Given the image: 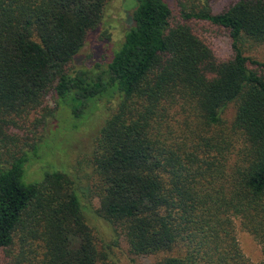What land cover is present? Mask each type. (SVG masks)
<instances>
[{"label":"trees","instance_id":"trees-1","mask_svg":"<svg viewBox=\"0 0 264 264\" xmlns=\"http://www.w3.org/2000/svg\"><path fill=\"white\" fill-rule=\"evenodd\" d=\"M109 1L0 0V111L40 106L52 93L82 119L120 98L95 138L97 208L67 170L29 182L26 153L0 167V264H114L93 216L135 255L164 253L153 264H264L245 256L236 234L240 220L264 249V61L243 48L246 38L264 44V0L219 13L205 0L180 15L168 0H137L108 67L73 69ZM204 26L228 35L230 56L216 53ZM176 104L198 122L180 140L163 131Z\"/></svg>","mask_w":264,"mask_h":264},{"label":"rangeland","instance_id":"rangeland-1","mask_svg":"<svg viewBox=\"0 0 264 264\" xmlns=\"http://www.w3.org/2000/svg\"><path fill=\"white\" fill-rule=\"evenodd\" d=\"M205 0H168L177 15L183 9L198 10ZM236 0H212L210 6L215 13L229 7ZM137 0H110L105 18L97 31L91 33L71 66L73 69L84 68L92 73L101 72L108 67L114 52L121 46L126 32L134 24L133 13ZM214 50L221 57L232 54V44L228 35L220 30L203 27ZM246 54L264 61V44L246 38L243 42ZM120 98L103 99L98 108L87 112V117L77 119L67 107L59 106L52 93L45 96L42 104L24 110L0 111V167L7 166L14 156L26 153V179L29 182L42 180L44 171L58 168L67 170L76 180L81 195L91 201L93 207L99 206V198L94 188L97 183L92 157L95 138L106 117L118 106ZM236 112L231 104L223 117L225 126L230 127ZM197 119L187 105L176 104L167 113L163 131L169 132L180 140L182 134H190ZM198 123V122H197ZM239 140H235L238 148ZM98 237L102 250L109 253L114 264H153L164 253L137 256L121 232L105 220L95 216L89 218ZM236 234L245 256L252 263H259L264 258L263 245L249 231L245 230L240 220H236ZM19 245V241H17Z\"/></svg>","mask_w":264,"mask_h":264}]
</instances>
